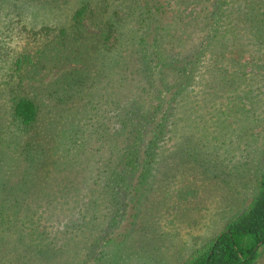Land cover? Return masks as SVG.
<instances>
[{
	"label": "rangeland",
	"instance_id": "rangeland-1",
	"mask_svg": "<svg viewBox=\"0 0 264 264\" xmlns=\"http://www.w3.org/2000/svg\"><path fill=\"white\" fill-rule=\"evenodd\" d=\"M145 1L167 10L160 24ZM212 1L0 0V264H184L247 209L264 172V59L244 70L241 101L223 71L240 49L239 11L264 0H227L237 13L226 44L207 47ZM110 25L118 43L107 51ZM143 39L166 64L206 50L191 80L170 67L153 85ZM17 60L30 63L20 71ZM159 82L186 88L156 112ZM22 97L39 107L31 132L13 120ZM131 122L149 138L164 125L137 158L145 180L136 168L118 181Z\"/></svg>",
	"mask_w": 264,
	"mask_h": 264
},
{
	"label": "trees",
	"instance_id": "trees-1",
	"mask_svg": "<svg viewBox=\"0 0 264 264\" xmlns=\"http://www.w3.org/2000/svg\"><path fill=\"white\" fill-rule=\"evenodd\" d=\"M262 2V0H261ZM247 3H253V0H247ZM145 5L148 9L149 19H152V23L160 24L161 18L167 13V10L164 9L163 5H160V2H146ZM230 2L227 0H216L212 1V10L209 9V16L213 18V36H209L207 47L212 46L215 41L222 42L224 44L227 41V35L229 34V28H225V26H229L228 17L232 14H236V11H233V8H230ZM263 6L258 5L257 7H249V9L244 11H239L243 16V20L246 23L245 25L236 26L234 32L236 35H231L230 42H236L238 45V52L235 55H231L228 57L229 65L224 69V83L226 85H235L237 83V99L241 101L242 99L247 98V95L244 96L242 94L241 85L243 89V85L246 84V77L244 70L246 67L253 68L257 65L255 64V60L259 59V55H261V59H264V8ZM84 10L80 9L76 12V22L80 23L82 18L84 17ZM239 15V14H238ZM240 21V18L237 19ZM236 21L234 20V24ZM236 25V24H235ZM157 27V26H156ZM245 32H242L244 31ZM52 31L51 28H42L41 30L35 32L38 33H46L49 34ZM62 34L64 30H61ZM222 33L221 37H217L219 33ZM114 26H109L108 30L103 33V40L100 42L101 48L106 49L107 51H111L117 46V38L115 36ZM212 38L215 40L211 41ZM114 39L113 43L111 40ZM156 39L154 43H157ZM244 40V43H243ZM146 40H141L144 45L145 53H143L144 63L147 67V73H149L148 82L149 84H155L154 81L158 77V75L164 74V68L173 67L178 69L181 75L188 81L191 80L194 74L197 72L199 68L200 61L202 60L201 55L204 54L206 50V46L201 48L200 52H196L197 54L192 55L190 61L184 63L185 60H177L173 62V64H166L163 60L160 50L158 46L155 48L153 53L149 52V46L145 42ZM228 44L225 46L224 54H221L222 57L226 56L230 53V49H228ZM227 52V53H226ZM258 54V56L256 55ZM244 55H248V60H243ZM30 63V61H27ZM24 61L17 60L15 66L18 70L23 69V65H26ZM250 69V74L252 70ZM17 70V71H18ZM237 75V76H236ZM230 76H236L233 78L232 82L227 84ZM152 77V78H151ZM254 79H248L250 84H253ZM152 85V86H153ZM156 100L160 103V108H162L163 104H168L169 102H175L177 96H181L185 91L186 86L177 87L176 85L162 84L161 82L156 83ZM240 86V88H239ZM230 87V86H229ZM244 90V89H243ZM244 96V97H243ZM164 113V110H161ZM13 120L20 127L22 132H31L36 126L39 116V107L37 103L26 97L15 99V103L13 106ZM163 123H156L151 128L152 136L149 138V135L144 134L145 131L144 124L140 122H136L135 124L131 122L129 127L133 130L134 136L132 137L130 150L125 152L127 155H122L123 161L121 164L123 165V170L119 173L120 180L125 181L126 177L134 171V169L140 168L141 177L140 179L145 180L146 172H145V164L142 159L143 154L145 155L151 147L156 145L155 142H158V138L160 137L161 128L163 127ZM139 143L143 144V146H139ZM152 149V148H151ZM144 159V158H143ZM145 160V159H144ZM138 162H140V166H137ZM139 179V180H140ZM141 180V183L143 181ZM264 248V172L262 173L259 181L258 192L253 200L249 203L247 209L239 215L237 218L231 220L226 228L207 246L197 250L188 261L184 264H256L259 257L261 249Z\"/></svg>",
	"mask_w": 264,
	"mask_h": 264
}]
</instances>
